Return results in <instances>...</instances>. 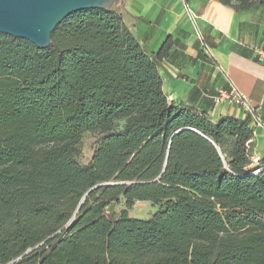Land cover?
Instances as JSON below:
<instances>
[{"label": "trees", "instance_id": "16d2710c", "mask_svg": "<svg viewBox=\"0 0 264 264\" xmlns=\"http://www.w3.org/2000/svg\"><path fill=\"white\" fill-rule=\"evenodd\" d=\"M125 13L122 0L75 12L46 49L0 33V264L42 243L12 264H264L253 128L170 102L159 66L172 39L151 53ZM86 133L98 139L81 165ZM121 199L159 209L111 219Z\"/></svg>", "mask_w": 264, "mask_h": 264}, {"label": "crops", "instance_id": "0c3cea01", "mask_svg": "<svg viewBox=\"0 0 264 264\" xmlns=\"http://www.w3.org/2000/svg\"><path fill=\"white\" fill-rule=\"evenodd\" d=\"M122 1L126 25L135 26L151 53L173 41L159 66L169 101L213 122L247 121L253 159L264 162V8L238 12L220 0ZM231 88L245 104L216 102L220 90Z\"/></svg>", "mask_w": 264, "mask_h": 264}, {"label": "water", "instance_id": "95a60500", "mask_svg": "<svg viewBox=\"0 0 264 264\" xmlns=\"http://www.w3.org/2000/svg\"><path fill=\"white\" fill-rule=\"evenodd\" d=\"M116 2L117 0H0V33L28 40L38 48L46 49L51 44L52 32L65 18L82 10L111 9ZM218 150L220 151L219 148ZM86 198L87 195L81 204ZM41 245L43 243L34 249Z\"/></svg>", "mask_w": 264, "mask_h": 264}, {"label": "rangeland", "instance_id": "374dc122", "mask_svg": "<svg viewBox=\"0 0 264 264\" xmlns=\"http://www.w3.org/2000/svg\"><path fill=\"white\" fill-rule=\"evenodd\" d=\"M123 122L119 125V130L123 127ZM98 136L86 133L83 137V141L80 145V153L77 156V161L81 165H87L94 152L95 148V142L97 141ZM224 148L228 150V143L224 145ZM255 156H252L253 160V166H258L261 163H255V160L253 159ZM260 161V160H259ZM254 168V167H252ZM159 209L158 205H155L151 202H136L131 208H128L126 206V201L124 199H121L118 203L114 202L107 208V214L111 219H117L121 212L123 210H127L128 214L132 218H138V219H149L151 218L154 213Z\"/></svg>", "mask_w": 264, "mask_h": 264}, {"label": "built area", "instance_id": "2783aa9c", "mask_svg": "<svg viewBox=\"0 0 264 264\" xmlns=\"http://www.w3.org/2000/svg\"><path fill=\"white\" fill-rule=\"evenodd\" d=\"M215 99L216 102L218 103L223 101H228L234 105L245 104L247 101L246 97L234 88H231L229 90L227 89L220 90L218 96Z\"/></svg>", "mask_w": 264, "mask_h": 264}]
</instances>
